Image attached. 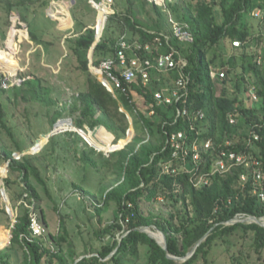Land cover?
I'll list each match as a JSON object with an SVG mask.
<instances>
[{"label": "trees", "instance_id": "trees-1", "mask_svg": "<svg viewBox=\"0 0 264 264\" xmlns=\"http://www.w3.org/2000/svg\"><path fill=\"white\" fill-rule=\"evenodd\" d=\"M142 1L144 6L150 5L148 15L150 11L157 15V32L151 34L140 26L134 20L130 7L126 12L114 13L108 17L102 36L93 49V66L99 67L103 61L115 57L117 39L112 37L113 23L120 25L122 33L137 35V40L142 45L151 44L154 38L160 37L166 51H169V43L167 45L164 36L159 35L163 27L162 22L166 21L165 12L153 2ZM256 1L258 0H181L179 6L170 5L172 11L178 14L177 17L181 15L179 20L186 25L184 28L192 37L191 42H183L171 35L170 45L183 52L188 61L184 72L189 77L184 96L178 101L173 100L171 104L157 105L150 87L139 84L141 88L137 85L129 88L118 69L113 70V73L119 78L121 88L114 87V94L95 79L89 72L87 58L96 38L94 29H87L75 38L66 39L67 48L79 60L86 87L78 93L74 103L68 104L80 106L79 118L74 125L78 129H84L86 125L91 128L100 126L116 139H121L129 129L127 113L132 118L136 133L124 149L112 152L109 157L104 158L107 168L115 169L118 180L111 187L100 189L96 197L90 191L86 193L95 199L98 197L97 201L105 207L116 203L114 223L102 230L101 234H111L113 229H117L123 231L122 237L120 240L115 239L111 245L101 247L97 255L80 260V255L70 249L68 259L72 264H128V260L136 264L140 246L147 248V264H214L212 255L218 248L228 254L232 264H241L243 259L248 264L250 255H244L242 251L233 253L231 249L234 244L230 239L240 234L239 240L244 242L249 233H252L256 261L264 262V227L254 223H228L238 216L264 218V202L259 200L254 191L256 185L251 169L234 166L223 174L212 170L214 161L222 152L238 155L252 153L264 168V47H261L264 36L260 34L257 38L256 45H260V49L249 53L253 33L249 32L245 18L258 8L263 13L261 22L264 25V4L257 5ZM235 40L242 43L243 51L240 52V60L234 59L233 67L226 69L224 73L228 76L232 69L249 73L255 80L252 84L258 107L252 103L245 105L238 96L244 75L236 80L234 91L228 88L225 79L219 87L210 76L211 61H208L206 56L208 51L221 42L231 44ZM128 41L133 43L130 39ZM145 54L151 58L153 55L158 56L156 52ZM259 56L261 63L257 64ZM248 57L252 60L246 65L244 61ZM239 61L241 62L238 63ZM168 74L169 80H177L178 73L175 70ZM247 89L248 87H245V90ZM9 90L15 101H35L46 106L57 104L50 97V87L35 74L23 78L20 85H13ZM133 93L142 95L149 109L160 117L161 122L156 132L145 113L136 108ZM120 106L125 113L120 111ZM198 113H203L204 117L196 119ZM63 115L64 109H56L50 120L51 125ZM0 128L9 132L1 100ZM239 129L243 130V133H239ZM179 132L184 136L183 145L174 156L175 150L171 146L170 138ZM252 132L257 134L258 140L253 139ZM109 133L100 130L101 137H107ZM140 133L148 136L149 140L145 142L139 136ZM206 142L211 144L207 152L201 150ZM121 143L123 142H118V145ZM194 143L199 147L197 161L192 158ZM115 149L116 146L109 151ZM17 150L20 152L21 149L17 147ZM0 152L2 160L8 163L9 171L20 173L24 188L19 196L33 206L32 211L24 205L20 206L21 214L17 215L11 228L10 246L19 248L22 252L21 264H52L53 260L56 264H68L63 256L46 247L44 239L32 232L30 215L39 211L40 220L44 222V213L38 205L39 195L30 179L33 178L38 184L45 186L37 167L32 163V157L26 155L18 160L13 159L14 152L4 147L0 148ZM84 159L88 166L95 165L87 155ZM112 159L115 160L112 162ZM242 175L247 176L244 183L241 181ZM201 177L207 181L198 185L197 181ZM261 185L264 188V180ZM159 199L172 201L173 206L175 203H181L182 209L175 210V224L141 210V203L153 204ZM96 210L100 212V208ZM7 220L10 221L8 216ZM60 226L65 229L62 220ZM151 226L165 235L167 250H164L156 239L139 231ZM201 239L203 240L195 248L193 255L186 260L168 258H186ZM52 240L59 244L65 238L52 237ZM8 258L7 252L0 255V264H10Z\"/></svg>", "mask_w": 264, "mask_h": 264}, {"label": "rangeland", "instance_id": "rangeland-1", "mask_svg": "<svg viewBox=\"0 0 264 264\" xmlns=\"http://www.w3.org/2000/svg\"><path fill=\"white\" fill-rule=\"evenodd\" d=\"M90 1L0 0V100L5 110V124L9 129L8 132L0 128V148L4 147L13 151V154L16 153L20 157L26 155L32 157L33 165L37 167L45 182V186H42L33 178L30 179L39 195L38 205L44 213V222L40 220L39 211L33 214L41 227V233L35 236L44 239L46 247L53 253L63 256L68 264H72L68 259L70 249L80 255L79 260L81 257L97 255L101 247L111 245L115 239H121L122 230L113 229L111 234H101L102 230L114 223L116 203H110L105 207L99 200L97 201L98 197L95 199L86 193L90 191L96 197L100 189L109 188L118 180L115 169L107 168L104 158L109 157L112 152L124 149L127 144L131 143L136 133L132 118L127 113L129 129L126 136L121 139H116L100 126L91 128L86 125L84 129H78L74 125V122L79 118L80 106L79 104L77 106L68 104L74 103L78 93L84 91L86 87L85 77L79 68V60L67 48L66 39L75 38L87 29H94V27H97L99 32L104 30L109 16L118 12H126L128 7L131 8L133 18L140 26L151 34L157 32L155 25L157 15L153 11H150L148 15L147 11L150 9V5L144 6L142 0H130V2L113 0L114 2L110 6H97L98 11ZM148 1L155 3L165 12L166 21L162 22L163 27L159 35L166 37L165 41L167 45L169 43V50H175L178 58L187 66L188 61L183 52L172 44L170 45L171 35L174 36V32L179 27H186L179 20L181 15L177 17L178 14L173 12L170 6L172 4L179 6L181 0ZM95 2L101 3L103 0H95ZM256 4H264V0H258ZM108 11H110L109 14ZM105 16L107 19L104 25ZM245 18L249 32L253 33V40L249 43L248 52L253 53L256 49H260V45H256L258 36L260 34L264 36V25L261 22L263 13L256 8ZM218 19L220 21L219 17ZM103 26L104 29H102ZM111 28L113 30L112 37L115 39L125 37L126 40L133 41L131 44L134 46L140 44L137 35H131L129 32L122 33L119 24L113 23ZM156 38L149 45L151 54L156 52L158 55H162L168 52L163 41L161 39L157 41ZM261 47H264V42L261 43ZM241 51H243L242 43L239 42V46L236 47L233 46V41L231 44L221 42L211 48L206 55L207 60L211 61L210 76L219 87L221 81L225 79L228 88L234 91L236 90L234 87L236 80L244 75L240 90L237 92L238 96L245 102V105L249 106L252 103L258 107V101L253 99L254 86L252 83L255 81L254 78L239 69H232V73L228 76L224 73L226 69L233 67L234 59L240 60ZM88 56L89 52L87 58ZM153 56L154 59L156 56ZM92 58L93 56H91V61ZM251 60L252 58L248 57L244 62L247 65ZM89 72L91 73L90 70ZM220 73H223L224 76L221 77ZM31 74L41 77L45 85L50 87V97L56 101V106H46L35 101L30 103L21 100L15 101L9 90L10 87L20 85L23 78H29ZM91 74L99 81L98 77L100 76ZM174 82L169 80L168 71L152 69L149 82L145 84V87H150L154 94L164 92L167 95L168 91L175 88ZM245 87L248 89L245 90ZM2 89L7 92H3ZM133 102L136 108L145 113V116L153 123V130L156 132L157 126L161 122L158 114L149 109L140 94L133 93ZM65 103L68 106H65ZM161 104L163 103L157 105L161 106ZM56 109H64V115L52 126L50 120ZM120 111L125 113L121 106ZM197 118L198 115H196ZM54 128H57V132L48 138V134ZM101 129L109 135L101 137ZM204 129V124H202V131ZM79 130L83 132L80 134L77 132ZM239 133H243V130L239 129ZM139 136L145 142L149 140V137L144 134L140 133ZM156 136L160 138L159 134ZM120 141L123 143L118 145ZM36 144L42 148L31 153ZM226 144L228 145L229 142ZM194 145L197 146V144ZM114 146L116 149L109 152ZM17 147L21 149L20 152ZM195 149L199 153V147L197 146ZM241 154L253 156L252 153ZM85 155L92 159L94 166H88L84 159ZM114 160L112 159V162ZM220 160L221 157L218 155L212 165L213 171L216 170L217 164L221 163ZM6 164L0 156V255L7 252L10 264H21L22 252L19 248L10 246L11 228L17 215L21 214L20 206L24 205L31 211L33 206L19 196L23 193L24 188L20 173L10 172L8 167L6 170ZM230 170V166H225L224 172L221 174ZM204 181L207 180L199 178L197 183L200 185ZM241 181L244 183L245 180H242L241 177ZM2 189H4L5 195L2 194ZM25 196L24 194L23 197ZM7 207L10 208L11 214L8 213ZM96 208H100V212H97ZM140 208L145 213H151L175 224V210L182 209V205L178 202L173 206L172 201L159 199L153 204L141 203ZM5 214L10 221L7 220ZM237 218L242 220L246 217L238 216ZM61 220L64 222L65 229L60 226ZM259 220L264 223V218ZM147 231L155 233L156 236L160 235L157 241L161 242V231L154 226L147 228ZM239 235L236 234L230 239L234 244L231 251L233 253L242 251L244 255L249 254L248 264H264L263 261L257 262L255 259L252 233L247 235L244 242L239 240ZM62 236L65 240L59 244L52 240V237ZM146 251V247H139L136 264H147ZM212 258L215 259L214 264H232L228 254L220 248L214 251ZM52 264H56V261L53 260ZM128 264H133V261L128 260ZM241 264L247 263L243 259Z\"/></svg>", "mask_w": 264, "mask_h": 264}, {"label": "built area", "instance_id": "built-area-1", "mask_svg": "<svg viewBox=\"0 0 264 264\" xmlns=\"http://www.w3.org/2000/svg\"><path fill=\"white\" fill-rule=\"evenodd\" d=\"M94 8L98 11L97 6L104 4L105 6H110L114 1L113 0H103L101 3L95 2V0L90 1ZM108 17V15H107ZM106 17V18H107ZM104 29V28H103ZM95 33L97 32V27H94ZM103 33V30L100 34ZM163 36V35H161ZM174 37L178 38L181 41L191 42L192 38L189 31L183 27H179L176 32H174ZM166 39V37L164 36ZM157 41L160 38H156ZM150 44H139L134 46V44L129 43L125 37H121L116 42V53L114 58L107 59L101 63L99 67L92 65L91 73L99 72L102 79L101 84L106 88L109 87L111 90L110 93L114 94V87L121 88V83L119 78L113 73V70L118 69L120 76L124 79L126 84L131 88L133 85H143L149 82L150 72L152 69L165 70V71H176L178 73V78L175 80V88L167 92V95L164 92H158L154 94V100L157 104H171L174 101H178L186 93V86L189 81L188 75L184 72L186 64L178 58L177 52L175 50H169L165 54L158 55L154 59L150 56L148 57L145 53H150ZM233 46L238 47L239 42L233 41ZM153 59V60H152ZM258 64L261 63V58L257 61ZM95 75V74H94ZM221 77L224 76L223 73H220ZM107 89V88H106ZM122 91L125 92V89L122 88ZM183 91V93H182ZM253 99L257 100V97L253 96ZM180 111H178V115ZM185 114V111H183ZM198 117L202 119L204 117L203 113H198ZM233 123V120H231ZM254 140H258L256 133L252 132ZM184 136L181 132L173 134L170 138L171 146L174 148V156L178 154V151L182 149ZM195 144V143H194ZM192 146L193 160L197 161L199 159V153L195 149V145ZM211 148V144L206 142L203 146L205 152ZM221 157V163L217 164L215 172H224L223 169L225 166H244L245 169H251V174L254 179L255 193L257 194L260 201L264 202V188L262 187V181L264 180V168L262 163L257 160L255 157L249 154H235L222 152L219 154ZM21 157L16 153L13 154V159H20ZM219 161V162H220ZM225 162V163H224ZM225 164V165H224ZM202 180H204L201 177ZM242 180H247L246 175H242ZM206 181L202 182L205 183ZM31 217V229L34 235H39L41 233V227L37 221L36 216L33 214Z\"/></svg>", "mask_w": 264, "mask_h": 264}, {"label": "water", "instance_id": "water-1", "mask_svg": "<svg viewBox=\"0 0 264 264\" xmlns=\"http://www.w3.org/2000/svg\"><path fill=\"white\" fill-rule=\"evenodd\" d=\"M107 19V18H106ZM105 22H106V20H105ZM104 25H105V23H104ZM95 36H96V38H95V42H94V44L92 45V47L90 48V50H89V56H88V67H89V70L91 71V69H92V61H91V56H92V53H93V49H94V47L96 46V44L99 42V40H100V37H101V34L99 33V31H98V29H97V32L95 33ZM99 82H101L100 80H99ZM107 88V90L109 91V92H111V90L109 89V87H106ZM57 132V128H54V130L50 133V134H48V138H50L51 136H53V135H55V133ZM77 132H79L80 134H81V132H83L82 130H79V131H77ZM47 138V139H48ZM85 140V139H84ZM85 142L87 143V141L85 140ZM42 148V146H40L39 144H36L33 148H32V151H31V153H34V152H36V151H38V150H40ZM114 151V150H113ZM110 152H112V151H110ZM7 167H8V163L6 164V166H5V168H6V170H7ZM2 194L3 195H5V192H4V189H2ZM7 211H8V213L9 214H11V210H10V208L9 207H7ZM237 222H240V223H254V224H256V225H258V226H260V227H264V224L263 223H261L260 222V220L259 219H257L256 217H254V216H247L246 218H244V219H239V218H234L232 221H229L228 223H230V224H234V223H237ZM147 228H149V227H145V228H142V229H139V231H141V232H145V233H147L150 237H152L148 232H147ZM161 235H162V239H161V242H158L159 244H160V246L164 249V250H167V245H166V239H165V235L161 232ZM153 238V237H152ZM205 238V237H204ZM203 238V239H204ZM155 239V238H154ZM203 239H201L198 243H197V245L193 248V250L187 255V257L186 258H176V257H172V256H168V258H170V259H173V260H186L187 258H189V257H191L192 255H193V253H194V251H195V248L202 242V240ZM116 252V251H115ZM83 257H81L80 259H82ZM79 259V260H80Z\"/></svg>", "mask_w": 264, "mask_h": 264}, {"label": "bare ground", "instance_id": "bare-ground-1", "mask_svg": "<svg viewBox=\"0 0 264 264\" xmlns=\"http://www.w3.org/2000/svg\"><path fill=\"white\" fill-rule=\"evenodd\" d=\"M99 10V9H98ZM105 20H106V16H105ZM104 23H105V21H104ZM103 28H104V26H103ZM102 28V29H103ZM98 29V28H97ZM102 32V30L99 32V33H101ZM95 75H98V76H100V77H98L100 80L102 79V77H101V75L99 74V72H95L94 73ZM110 152V151H109ZM264 224V223H263ZM153 238H155L156 240H158L160 237H158V236H160V235H158V236H156V234L155 233H153V232H150V231H147Z\"/></svg>", "mask_w": 264, "mask_h": 264}]
</instances>
